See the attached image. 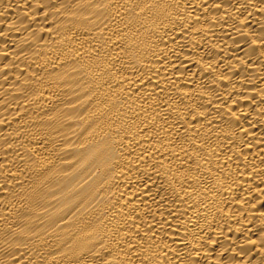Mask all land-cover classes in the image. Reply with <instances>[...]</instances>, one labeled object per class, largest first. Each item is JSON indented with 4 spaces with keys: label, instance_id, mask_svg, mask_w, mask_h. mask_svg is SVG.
Masks as SVG:
<instances>
[{
    "label": "bare ground",
    "instance_id": "1",
    "mask_svg": "<svg viewBox=\"0 0 264 264\" xmlns=\"http://www.w3.org/2000/svg\"><path fill=\"white\" fill-rule=\"evenodd\" d=\"M0 264H264V0H0Z\"/></svg>",
    "mask_w": 264,
    "mask_h": 264
}]
</instances>
